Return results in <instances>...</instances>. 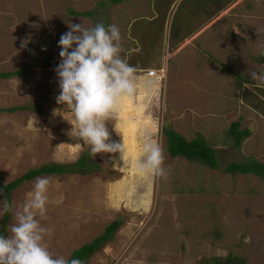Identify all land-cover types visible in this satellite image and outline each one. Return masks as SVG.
Instances as JSON below:
<instances>
[{
	"label": "rangeland",
	"instance_id": "374dc122",
	"mask_svg": "<svg viewBox=\"0 0 264 264\" xmlns=\"http://www.w3.org/2000/svg\"><path fill=\"white\" fill-rule=\"evenodd\" d=\"M121 2L133 7L145 3L147 10L164 2L161 19L167 14L170 20L165 29L154 21L146 39L136 43L143 49L138 65L159 69L137 71L136 93L122 99L107 121L110 142H124L126 159L137 161L143 141L155 140L164 152L165 176L143 174L128 161L123 167L119 152L92 153L90 145L69 134L71 113L67 120L53 116L55 108L68 110L55 99L60 94L55 73L61 61L58 41L69 30L67 24L113 25V20L126 15V5L118 6ZM176 2L0 0V73L21 72L0 78V109L25 108L0 112V181L8 184L44 165L68 168L65 173L38 176L50 181L46 212L37 214V219L49 230L43 243L54 257L69 259L118 222L110 240L86 264H200L228 255L244 259L245 264H264V182L253 174L225 171L230 163L253 159L258 147L248 140L235 148L229 131L233 122L243 130L249 121L252 128L257 121L247 115L241 95L245 81L247 88L264 87L248 74L264 73V66L255 62L264 53V0L233 1L224 27H210L202 43H194L199 51L187 56L183 50L174 51L176 38L197 30L199 19L216 3ZM210 49L213 57L208 56ZM159 55L163 59L157 65L153 61ZM168 129L187 141L201 137L217 167L171 157L162 133ZM83 156L95 168H70ZM38 177L11 192L10 203H23ZM14 222L10 213L6 236Z\"/></svg>",
	"mask_w": 264,
	"mask_h": 264
},
{
	"label": "clouds",
	"instance_id": "9594fccd",
	"mask_svg": "<svg viewBox=\"0 0 264 264\" xmlns=\"http://www.w3.org/2000/svg\"><path fill=\"white\" fill-rule=\"evenodd\" d=\"M67 26L69 30L58 41L61 61L55 73L60 94L55 99L68 110L55 108L53 116L66 119V114L71 113L74 120H68L73 126L70 135L90 145L94 154L121 153L126 164V146L124 142H110L107 121L115 115L122 99L136 93L138 69L121 55L118 26L104 23L90 28L83 23ZM248 74L258 84H264V73L249 71ZM140 154L135 162L139 172L166 175L164 152L159 143L146 138ZM49 183L48 178L38 177L21 204L10 203L6 196L0 200V216L11 213L15 221L9 224L7 236L0 234V264H86L80 258L54 257L43 243L49 230L41 225L37 214L43 216L46 212L45 193ZM0 195H4L3 189Z\"/></svg>",
	"mask_w": 264,
	"mask_h": 264
},
{
	"label": "crops",
	"instance_id": "0c3cea01",
	"mask_svg": "<svg viewBox=\"0 0 264 264\" xmlns=\"http://www.w3.org/2000/svg\"><path fill=\"white\" fill-rule=\"evenodd\" d=\"M176 1L179 2L182 0ZM211 1H214L216 3L213 5V11L210 10L211 13H204L205 16H202L199 19L202 20V22L201 26L197 28V30H195L194 32H188V35L185 38H176L174 45V47H176V50L174 51L183 50L186 54L185 56L195 54L198 48L195 46L194 43H202L200 42V40L209 31L210 27H216L217 24H220L224 27V24L222 23L224 17L229 14L228 11L231 10V6L237 0ZM121 3L122 4H118V6L126 5V7H124L126 15L115 21L113 20V22L115 23L114 25L118 26L117 22L119 23L123 20L121 24L119 23L120 25L118 26L119 30L122 31L125 35V40H121V43H125L124 45H121L122 56L127 59L130 65L136 67L140 72L145 71L147 73L149 71L158 70L159 66L154 69L153 67L145 68L143 66L138 65V63L141 62V58H143V49L136 43H142V41L146 39V37L149 35V31L154 21H158L163 29L166 28L167 24L169 26L170 19L168 18L167 14H164L163 20L161 19L162 15L160 12H163L162 6L164 5V2L159 4V8L155 7L153 10H149V8L147 10V7L143 5L145 3H143L141 6L136 7L127 6L125 2ZM144 8H146V10ZM173 10L177 11L176 5ZM139 47L140 49L137 50V48ZM210 51L211 52H209L208 56L210 55L211 57H213L212 50L210 49ZM204 53H206V51H204ZM155 59L156 60L153 61V63H157V65H160L163 57L161 58L159 55ZM256 64L261 63L256 62ZM261 65L264 66V64ZM247 84L249 83H247L246 81L243 82V85L245 86L242 90L243 93L241 95V99L245 103V106L248 108L247 110H245L247 115L256 116L257 121H255V127L253 128L250 126V121L247 123L249 124V127L243 130H248L249 136L244 139L241 144H243V142L247 143L248 140H254L258 147L255 149L254 155L255 153L256 155L253 156V160L264 165V87L255 85L251 86L250 88H247Z\"/></svg>",
	"mask_w": 264,
	"mask_h": 264
},
{
	"label": "trees",
	"instance_id": "16d2710c",
	"mask_svg": "<svg viewBox=\"0 0 264 264\" xmlns=\"http://www.w3.org/2000/svg\"><path fill=\"white\" fill-rule=\"evenodd\" d=\"M114 2L118 0H113ZM121 1V0H119ZM73 15L79 16H91V13H83L79 14L76 12H72ZM256 62L264 64V53H261L256 59ZM50 64V63H48ZM21 72L16 73H0L1 79H7L11 75H19ZM24 107H13L9 109H0V112L6 113H14L16 111H23ZM239 122H233L230 125V136L233 139V146L235 148H239L242 141L249 136L248 130H240ZM163 135L166 137V149L171 157H183L189 162H198L199 164H205L207 167L215 169L217 167V161L214 157L212 150L205 144L204 140L201 137H198L192 141H187L180 134L175 132L172 129L163 130ZM93 166L88 165L87 157L83 156L78 159V161L72 165L70 168H74L76 170H90L92 167L95 168L96 165ZM68 168L52 164V165H44L40 168L33 169L28 171L26 174L16 179L15 181L9 182L8 184H3L0 181V189H3L4 195H1L4 199L5 196L10 202V194L16 188L20 186V184L24 181H28L38 177L39 175H53V174H61L67 172ZM226 173H230L232 175L236 174H253L256 175L264 182V165L261 163L251 159L246 163H230L225 169ZM9 214H5L3 216V222L0 227V234L6 236V221L9 219ZM119 223L114 222L108 225L105 228V232L103 235L96 237L90 243H86L82 245L79 249L74 251L69 259L72 258H80L85 262L92 256L102 245L110 240L113 233L118 229ZM200 264H245V260L242 258L234 257L228 255L225 258L217 257L203 260Z\"/></svg>",
	"mask_w": 264,
	"mask_h": 264
},
{
	"label": "bare ground",
	"instance_id": "6f19581e",
	"mask_svg": "<svg viewBox=\"0 0 264 264\" xmlns=\"http://www.w3.org/2000/svg\"><path fill=\"white\" fill-rule=\"evenodd\" d=\"M126 160L128 161L129 165H132V167H133V165H136L135 157H132V159H126ZM122 166L125 167V162L123 160H122Z\"/></svg>",
	"mask_w": 264,
	"mask_h": 264
},
{
	"label": "built area",
	"instance_id": "2783aa9c",
	"mask_svg": "<svg viewBox=\"0 0 264 264\" xmlns=\"http://www.w3.org/2000/svg\"><path fill=\"white\" fill-rule=\"evenodd\" d=\"M151 73H153V72L151 71ZM159 79H161V76H159Z\"/></svg>",
	"mask_w": 264,
	"mask_h": 264
}]
</instances>
